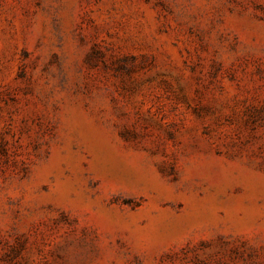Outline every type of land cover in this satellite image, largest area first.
I'll use <instances>...</instances> for the list:
<instances>
[{
  "label": "rangeland",
  "instance_id": "rangeland-1",
  "mask_svg": "<svg viewBox=\"0 0 264 264\" xmlns=\"http://www.w3.org/2000/svg\"><path fill=\"white\" fill-rule=\"evenodd\" d=\"M0 264H264V0H0Z\"/></svg>",
  "mask_w": 264,
  "mask_h": 264
}]
</instances>
